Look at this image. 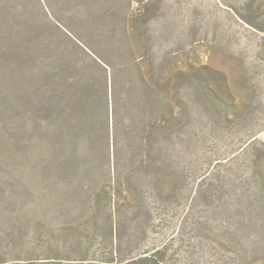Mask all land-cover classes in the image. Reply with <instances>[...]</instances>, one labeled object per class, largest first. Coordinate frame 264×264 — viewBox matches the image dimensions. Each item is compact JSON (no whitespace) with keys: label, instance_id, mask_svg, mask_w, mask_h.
Returning <instances> with one entry per match:
<instances>
[{"label":"rangeland","instance_id":"obj_1","mask_svg":"<svg viewBox=\"0 0 264 264\" xmlns=\"http://www.w3.org/2000/svg\"><path fill=\"white\" fill-rule=\"evenodd\" d=\"M135 64L174 75L175 173L163 198L117 210L101 145L77 173L33 151L32 90L49 72L125 66L130 78ZM225 101L243 115L227 117ZM254 139L264 144V0H0V264L78 259L83 237L98 259L110 229L78 228L92 215H124L116 245L157 247L164 264H264L257 151H243Z\"/></svg>","mask_w":264,"mask_h":264},{"label":"trees","instance_id":"obj_2","mask_svg":"<svg viewBox=\"0 0 264 264\" xmlns=\"http://www.w3.org/2000/svg\"><path fill=\"white\" fill-rule=\"evenodd\" d=\"M134 66L136 74L130 78L125 66L114 69L110 78L106 75L102 79L97 71L82 76L77 68L70 76L64 75V71L49 72V84L36 83L32 90L33 151H48L49 156L52 155L50 161L77 173L89 169L101 145V149H106L110 163L113 158L115 176L110 178L108 198L117 210L150 197L163 198L173 185L175 173L174 75L164 67L158 73L150 69L144 74L139 64ZM62 67V70L66 68ZM224 109L227 117L244 113L232 101H225ZM258 144L254 139L243 151H257L256 188L264 198V144ZM38 155L44 156L43 153ZM210 177L211 174L206 178ZM123 218L124 215H109L104 219L92 215L91 219L78 225V228L94 225L110 229V243H106L109 246L105 245L98 259L93 255L89 258L91 255L84 252L83 237L78 239V259L53 256L45 263L97 260L98 264H164L163 252L157 247L133 254V251H123L121 245H116L115 242L121 241L118 226L126 222ZM130 241H133L131 236Z\"/></svg>","mask_w":264,"mask_h":264}]
</instances>
